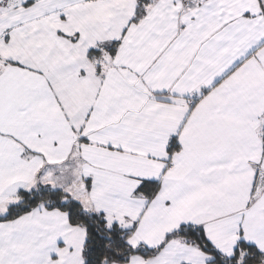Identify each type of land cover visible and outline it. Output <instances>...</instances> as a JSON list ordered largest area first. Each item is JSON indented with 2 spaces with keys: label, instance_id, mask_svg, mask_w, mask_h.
I'll list each match as a JSON object with an SVG mask.
<instances>
[{
  "label": "snow or ice",
  "instance_id": "obj_1",
  "mask_svg": "<svg viewBox=\"0 0 264 264\" xmlns=\"http://www.w3.org/2000/svg\"><path fill=\"white\" fill-rule=\"evenodd\" d=\"M0 264H264V0H0Z\"/></svg>",
  "mask_w": 264,
  "mask_h": 264
}]
</instances>
